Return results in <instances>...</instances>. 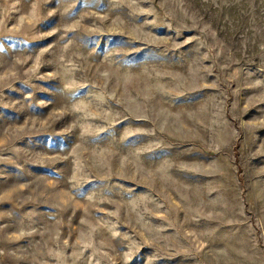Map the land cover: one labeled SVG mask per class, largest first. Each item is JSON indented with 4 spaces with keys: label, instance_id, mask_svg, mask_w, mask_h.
<instances>
[{
    "label": "rangeland",
    "instance_id": "obj_1",
    "mask_svg": "<svg viewBox=\"0 0 264 264\" xmlns=\"http://www.w3.org/2000/svg\"><path fill=\"white\" fill-rule=\"evenodd\" d=\"M0 264H264V0H0Z\"/></svg>",
    "mask_w": 264,
    "mask_h": 264
}]
</instances>
